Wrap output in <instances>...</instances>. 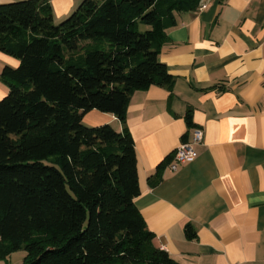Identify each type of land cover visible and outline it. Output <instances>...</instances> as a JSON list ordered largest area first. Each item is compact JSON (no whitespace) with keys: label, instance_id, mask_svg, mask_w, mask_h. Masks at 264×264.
<instances>
[{"label":"trees","instance_id":"16d2710c","mask_svg":"<svg viewBox=\"0 0 264 264\" xmlns=\"http://www.w3.org/2000/svg\"><path fill=\"white\" fill-rule=\"evenodd\" d=\"M199 2L82 0L59 24L48 0L0 4V52L19 61L1 73L0 260L24 248V264H177L134 204L126 108L133 92L171 85L166 31ZM92 110L122 130L86 127Z\"/></svg>","mask_w":264,"mask_h":264},{"label":"crops","instance_id":"0c3cea01","mask_svg":"<svg viewBox=\"0 0 264 264\" xmlns=\"http://www.w3.org/2000/svg\"><path fill=\"white\" fill-rule=\"evenodd\" d=\"M48 1L61 19L80 2ZM166 35L159 60L171 85L133 92L126 108L140 190L134 204L153 246L177 264H264V0H200ZM18 65L0 52V76ZM7 92L0 79V100ZM83 122L122 130L96 110ZM195 130L197 157L170 171Z\"/></svg>","mask_w":264,"mask_h":264},{"label":"built area","instance_id":"2783aa9c","mask_svg":"<svg viewBox=\"0 0 264 264\" xmlns=\"http://www.w3.org/2000/svg\"><path fill=\"white\" fill-rule=\"evenodd\" d=\"M201 140L202 132L200 130H195L191 142H184L176 148L173 161L168 164L169 170L174 172L179 165L194 161L197 154L193 145L199 143Z\"/></svg>","mask_w":264,"mask_h":264},{"label":"rangeland","instance_id":"374dc122","mask_svg":"<svg viewBox=\"0 0 264 264\" xmlns=\"http://www.w3.org/2000/svg\"><path fill=\"white\" fill-rule=\"evenodd\" d=\"M19 1H21V0H19ZM81 2H82V0H80V2H77L78 4L75 6V9H77V7L81 4ZM72 12L70 14H68L67 16H65L64 18H62V19H61V17L54 16L53 17L54 24H59V23L63 22L64 20H66L72 14ZM0 79H1V76H0ZM82 123H83V125H85L83 120H82ZM85 126L86 127H96V126H88V125H85ZM25 256H26L25 250H24V248H22V249H20V250H18L16 252L12 253L6 260H0V264H24Z\"/></svg>","mask_w":264,"mask_h":264}]
</instances>
